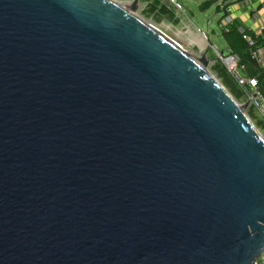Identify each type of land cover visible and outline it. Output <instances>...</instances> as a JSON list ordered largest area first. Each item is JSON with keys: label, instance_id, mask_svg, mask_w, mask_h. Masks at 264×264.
Instances as JSON below:
<instances>
[{"label": "water", "instance_id": "1", "mask_svg": "<svg viewBox=\"0 0 264 264\" xmlns=\"http://www.w3.org/2000/svg\"><path fill=\"white\" fill-rule=\"evenodd\" d=\"M140 1L0 0V264L264 252V136Z\"/></svg>", "mask_w": 264, "mask_h": 264}, {"label": "rangeland", "instance_id": "2", "mask_svg": "<svg viewBox=\"0 0 264 264\" xmlns=\"http://www.w3.org/2000/svg\"><path fill=\"white\" fill-rule=\"evenodd\" d=\"M117 1V0H116ZM120 2H127L129 0H118ZM148 0H141L138 7H137V15L147 22L152 23L153 25L161 28L164 30L170 37L174 39H178L180 42L187 43L186 36L187 28H183L182 25L179 24V20L173 21V19L169 16L165 17H156L154 18L148 13L149 6H147ZM185 9L184 12L178 11L182 13L181 22L184 25L191 26L195 32L194 36L199 40L200 45L206 48L205 51H202L199 45L195 48H191L189 51L196 56H206L209 54L210 62L206 63L204 66L205 68L211 72L220 82L221 84L229 91V93L240 103L244 104L247 103V99L244 96L242 90L239 88V95L235 92L232 87H230L225 80L218 75L217 71L215 70L216 64L221 63L222 61L219 59V56L214 49H217L226 56L230 54L231 49L228 45L225 33L222 29V21L224 17L223 11L220 9L219 4L223 0H178ZM206 2L210 3V6L203 7L202 5ZM232 6L235 4V0H229ZM169 4V3H168ZM170 5V4H169ZM235 5L233 6V9ZM235 13V12H234ZM242 25V22H240ZM202 31L207 34L208 39L205 40L202 34L199 31ZM198 33V34H197ZM186 45V44H185ZM187 48H189L186 45ZM220 60V61H218ZM223 67L224 64L221 63ZM245 112L251 119L252 123L256 126V128L263 134L264 136V118L261 114L255 110L249 104L245 106Z\"/></svg>", "mask_w": 264, "mask_h": 264}, {"label": "built area", "instance_id": "3", "mask_svg": "<svg viewBox=\"0 0 264 264\" xmlns=\"http://www.w3.org/2000/svg\"><path fill=\"white\" fill-rule=\"evenodd\" d=\"M177 11L184 12L185 9L178 0H166ZM261 0H235V8L238 7L241 13H245L248 19V25L238 26V31L248 46V51L252 60H254L264 73V20H261L260 9L263 4ZM224 13L222 29L224 33H229L234 23L233 6L229 0H223L219 4ZM237 9V8H236ZM236 13V10H235ZM236 20V16H235ZM208 39L206 33L200 31ZM174 39V38H173ZM178 42V39H175ZM179 43V42H178ZM183 49L191 51L186 45L180 44ZM219 59L222 61L228 72L233 76L235 82L242 90L247 99V103L257 110L264 118V93L261 90L259 79L256 76H250L242 71L245 65L242 64V58L238 53L230 52L229 55L221 53L217 47H214ZM256 264H264V252L258 258Z\"/></svg>", "mask_w": 264, "mask_h": 264}, {"label": "trees", "instance_id": "4", "mask_svg": "<svg viewBox=\"0 0 264 264\" xmlns=\"http://www.w3.org/2000/svg\"><path fill=\"white\" fill-rule=\"evenodd\" d=\"M148 1H150V0H148ZM148 6H149L148 13L152 17L156 16V14L159 10L157 7V4L149 3ZM202 6L203 7L210 6V3L206 2ZM160 12L164 15H167V16L170 15V12L167 9H161ZM225 36H226V39H227V42H228V45H229L231 51L234 53L235 52L238 53L242 58V63L244 65H247V70L249 69V71H248L249 75L253 76V77L256 76L259 79L261 90L264 93V75L262 73H259V70L256 67L255 62L251 59L250 54L248 52V46L238 31V25L235 24L232 27V29L230 30V32L226 33ZM218 61H220V60H218ZM221 63L218 62V64H216L215 70L217 71L218 75L221 76L225 80V83H227L230 87H232V89H234L235 92L238 93V95H239V90H238L239 86L235 82V79L233 78V76L228 72L226 67H223L221 65Z\"/></svg>", "mask_w": 264, "mask_h": 264}, {"label": "crops", "instance_id": "5", "mask_svg": "<svg viewBox=\"0 0 264 264\" xmlns=\"http://www.w3.org/2000/svg\"><path fill=\"white\" fill-rule=\"evenodd\" d=\"M261 1H264V0H261ZM149 3H154V4H157V7H158V12L156 14V17H165L167 15H164L162 14L160 11L161 9H167L169 12H170V15H168L169 17H171L173 19V21L176 20H179V24L183 26V28H187V36L185 37L186 38V41L187 43H184L186 44L190 49L191 48H195L199 45V47H201L200 49L202 51H205L206 48H204L203 46L200 45V42L199 40L194 36L195 34L193 33V31L195 32V30L191 27V26H188V25H184L181 21V16H182V13L178 12L172 5H169L167 3L166 0H150V1H147V6L149 5ZM235 3V2H234ZM263 4L261 5V9H260V17H261V20H264V2H262ZM235 5V4H234ZM233 5V6H234ZM237 8V9H236ZM233 9V17H234V23L232 25V27L237 24L238 26H240V22H242V25H248V19H247V15L245 13H241L240 9L238 7H236ZM236 10V13H234ZM158 15V16H157ZM161 15V16H160ZM235 16H236V20H235ZM154 18V17H153ZM199 31V30H197ZM200 32V31H199ZM201 33V32H200ZM198 34V33H197ZM226 34V33H225ZM198 44V45H197ZM264 45V44H263ZM249 52V51H248ZM254 61V60H253ZM255 62V61H254ZM243 64V63H242ZM256 64V67L258 68L259 70V73H262L264 75V73L262 72V70L260 69V66L255 62ZM249 69L247 70V65H245V69L242 71L243 73H246L249 75L248 73Z\"/></svg>", "mask_w": 264, "mask_h": 264}, {"label": "bare ground", "instance_id": "6", "mask_svg": "<svg viewBox=\"0 0 264 264\" xmlns=\"http://www.w3.org/2000/svg\"><path fill=\"white\" fill-rule=\"evenodd\" d=\"M111 1H113V2H115V3H118V4H121V5H123V6H125L126 4L128 5V3L124 4V3H121V2L118 1V0H117V1H116V0H111ZM127 5H126V6H127ZM202 36H203V35H202ZM203 38L206 40V38H205L204 36H203ZM178 42H179L180 44H183V41L180 42V41L178 40ZM202 64H203V61H202Z\"/></svg>", "mask_w": 264, "mask_h": 264}]
</instances>
